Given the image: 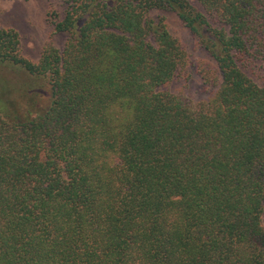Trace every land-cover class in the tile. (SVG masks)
<instances>
[{
  "label": "trees",
  "instance_id": "1",
  "mask_svg": "<svg viewBox=\"0 0 264 264\" xmlns=\"http://www.w3.org/2000/svg\"><path fill=\"white\" fill-rule=\"evenodd\" d=\"M61 1L36 60L0 27L48 89L0 115V264H264V0ZM153 8L212 58L203 98L168 89L188 57Z\"/></svg>",
  "mask_w": 264,
  "mask_h": 264
},
{
  "label": "rangeland",
  "instance_id": "2",
  "mask_svg": "<svg viewBox=\"0 0 264 264\" xmlns=\"http://www.w3.org/2000/svg\"><path fill=\"white\" fill-rule=\"evenodd\" d=\"M197 5L196 1L192 0ZM53 9L58 17L62 15L63 3L61 0H0V27H12L18 34L21 53L30 60H36L41 48L46 42L60 48L66 34L52 31V25L47 20V11ZM151 17L159 18L168 32L176 37L187 54L188 65L185 67L183 78L168 85V89L178 91L192 101L203 98L212 88L203 86L196 72V64L204 63L214 66L208 52L197 43L188 30L180 23L176 15L168 10L153 8L148 11ZM254 73H248L258 81L264 74V63L259 59L252 61ZM27 87L25 94H30V88L39 91L40 98L31 105L17 99L23 94L21 88ZM46 85V84H45ZM41 76L28 75L25 71L0 61V115L7 114L8 100L15 101L19 114L31 116L33 113L42 112L48 104V89L44 86ZM46 90V91H45ZM45 91V92H44ZM30 97V95H29ZM28 97V98H29ZM185 97V98H186ZM29 111H31L29 113ZM264 216V211H263Z\"/></svg>",
  "mask_w": 264,
  "mask_h": 264
}]
</instances>
